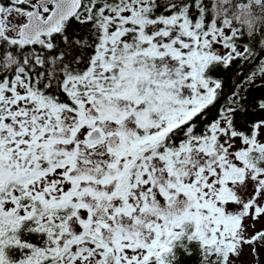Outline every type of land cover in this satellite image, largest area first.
Segmentation results:
<instances>
[{
	"label": "snow or ice",
	"instance_id": "obj_1",
	"mask_svg": "<svg viewBox=\"0 0 264 264\" xmlns=\"http://www.w3.org/2000/svg\"><path fill=\"white\" fill-rule=\"evenodd\" d=\"M237 2L0 0V264H264Z\"/></svg>",
	"mask_w": 264,
	"mask_h": 264
},
{
	"label": "trees",
	"instance_id": "obj_2",
	"mask_svg": "<svg viewBox=\"0 0 264 264\" xmlns=\"http://www.w3.org/2000/svg\"><path fill=\"white\" fill-rule=\"evenodd\" d=\"M252 2L258 3V0H252ZM229 8L231 9V5H229ZM232 15L246 31H254L258 36L264 32V10L252 8L249 3H244L241 8L238 0L236 7L232 9ZM240 17L246 18L247 21L239 20ZM249 22H251V26H249ZM230 77L231 74L224 76V79L228 80L229 90L236 83L235 77ZM263 95L264 88L253 87L247 92L246 99L243 101L246 109L245 118L252 121L264 119V110H258L259 104H257Z\"/></svg>",
	"mask_w": 264,
	"mask_h": 264
},
{
	"label": "rangeland",
	"instance_id": "obj_3",
	"mask_svg": "<svg viewBox=\"0 0 264 264\" xmlns=\"http://www.w3.org/2000/svg\"><path fill=\"white\" fill-rule=\"evenodd\" d=\"M239 20H241V21H244V20H246V18H243V17H240V18H238ZM247 21V20H246ZM264 100V95L260 98V100ZM257 104H259L258 102H257Z\"/></svg>",
	"mask_w": 264,
	"mask_h": 264
},
{
	"label": "water",
	"instance_id": "obj_4",
	"mask_svg": "<svg viewBox=\"0 0 264 264\" xmlns=\"http://www.w3.org/2000/svg\"><path fill=\"white\" fill-rule=\"evenodd\" d=\"M262 100H263V99H262ZM262 100H259V101H258V103H259L258 110H264V109H261V107H260V103H261Z\"/></svg>",
	"mask_w": 264,
	"mask_h": 264
}]
</instances>
